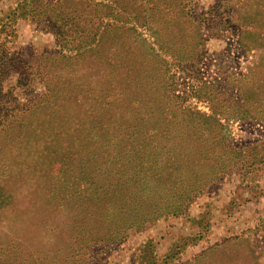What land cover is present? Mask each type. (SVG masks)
Returning <instances> with one entry per match:
<instances>
[{
    "label": "rangeland",
    "instance_id": "obj_1",
    "mask_svg": "<svg viewBox=\"0 0 264 264\" xmlns=\"http://www.w3.org/2000/svg\"><path fill=\"white\" fill-rule=\"evenodd\" d=\"M21 1L0 0V107L33 100L0 131V264H264V0H120L87 52ZM24 58L50 81L19 85ZM144 195L158 216L103 236Z\"/></svg>",
    "mask_w": 264,
    "mask_h": 264
},
{
    "label": "trees",
    "instance_id": "obj_2",
    "mask_svg": "<svg viewBox=\"0 0 264 264\" xmlns=\"http://www.w3.org/2000/svg\"><path fill=\"white\" fill-rule=\"evenodd\" d=\"M121 3L122 1L120 0H110V3L100 0H22L18 3L16 9L19 10V15L24 20L30 21L37 26L43 25L46 29L53 31L56 35L57 42L60 45V49L87 52L92 51L99 46L101 32L99 29L102 20L101 13H105L109 19L114 20L116 7L121 5ZM100 7H103L105 10L102 12ZM123 11L126 10L123 9ZM0 49V85H2L4 77L1 74H3L5 70L7 73L9 71L11 72L14 66H11L9 63L13 60L16 61V59L11 57V55H15V53L8 55L10 51H6L4 47ZM55 52L61 53L56 50ZM53 56L57 57L60 55L54 53ZM28 64L29 62L24 58V61L20 63V66L18 65L15 67V79L19 85L28 88L31 87V84H33L35 79L42 83H45L46 80L50 81L44 73H38L32 77L28 72V68H30ZM50 85V83L47 84V86ZM8 95L9 92L4 94L0 92V96H2V98L0 97V102L8 100ZM32 101V99H28L26 101H19L17 105L9 104L8 106H1L0 131L4 130L8 137L13 132V130H11L13 125L10 123L14 121L11 120L14 118V110L20 105L21 107L18 109L24 112H29V107ZM13 194H17L16 190H7V195L10 196ZM141 197L144 200L143 203L145 206L141 210L129 214L132 216H129L128 214L125 215L127 217L126 220H124L125 218H120V213L121 211H124V209H116L114 202L110 201L109 207H107L106 211L103 212L101 216L103 221L109 220L104 228L103 236H116L123 232L125 228L134 225H141L158 216L157 212L159 208H152L150 205H147L148 196L144 195ZM98 237L99 235L96 236V238ZM30 257L31 256H25L23 262L29 264ZM32 261H34V259L31 258V262Z\"/></svg>",
    "mask_w": 264,
    "mask_h": 264
}]
</instances>
